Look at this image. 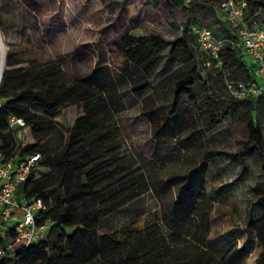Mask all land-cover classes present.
<instances>
[{
	"label": "trees",
	"instance_id": "obj_1",
	"mask_svg": "<svg viewBox=\"0 0 264 264\" xmlns=\"http://www.w3.org/2000/svg\"><path fill=\"white\" fill-rule=\"evenodd\" d=\"M165 1L172 5L182 0ZM185 2L186 9L193 4V1ZM247 15L253 25L264 20V1L248 0ZM216 16L223 34L232 35L219 11ZM190 26L187 23L180 26L182 35L172 41L167 55L191 67L173 85V110L184 98L194 99L196 57L219 71L240 69L243 75L235 76L236 82L253 79L248 62L235 48L226 47L220 53L221 64L194 42L199 50L195 55L186 40L190 36L194 41L187 33ZM13 27L0 85L1 150L8 157L40 153L41 159L19 191L28 197L43 199L46 209L39 220L52 221L47 236L56 229L60 233L50 244L47 237L31 241L25 248L23 243L13 242L12 248L0 257V264H237L242 260L245 251L235 244L227 245L220 254L209 248L214 200L204 189V174L208 162L216 157L229 158L244 169L247 154L254 147L264 156V133L252 117L253 103L258 97L237 101L247 103L249 113L246 138L240 141L238 149L204 151L198 167L200 178L194 177L193 169L184 182L176 183V196L163 219L157 217L142 229L126 227L121 231L122 238L116 239L99 231L104 216L129 205L156 186L123 154L118 110L109 100L101 78L97 75L73 77L60 62L45 56L35 29L5 26L11 30ZM124 42L119 49L121 62L135 66L145 78L166 57L161 53L166 40L158 34L139 39L128 36ZM204 53H208V60L203 58ZM133 90L138 94L137 88ZM201 104L208 106L209 97ZM69 108H74L75 115L70 122L63 123L58 117ZM10 115L22 118L26 124L24 140L17 149L13 147L8 128ZM220 119H213V125ZM43 169L47 171L41 175ZM38 170L41 171L37 173ZM251 191L252 210H258L260 215L256 220L249 216L246 228L254 232L262 247L256 261L264 263V180L256 183ZM143 212L140 210L135 218ZM66 229L71 230L66 233ZM11 237L12 234L5 239L0 237V245Z\"/></svg>",
	"mask_w": 264,
	"mask_h": 264
},
{
	"label": "rangeland",
	"instance_id": "obj_2",
	"mask_svg": "<svg viewBox=\"0 0 264 264\" xmlns=\"http://www.w3.org/2000/svg\"><path fill=\"white\" fill-rule=\"evenodd\" d=\"M190 1L193 4L186 9L183 0L172 5L165 0H0V39L5 51L10 48L8 41L14 32V27L11 30L6 25L35 29L45 56L60 62L70 75L77 79L100 77L118 110L123 154L156 186L104 216L99 231L116 239L122 238L121 231L126 227L142 229L157 217L163 219L176 196V183L184 182L193 169L194 177L200 178L198 167L204 151H235L246 138L248 104L237 102L239 99L227 86L236 83L235 76L242 77L240 69L219 71L196 57L194 99L186 97L176 110L172 109L173 85L191 68L167 56L172 41L182 35L180 26L198 24L223 34L216 16L218 0ZM152 33L166 40L161 50L166 57L145 78L138 68L121 62L119 49L128 36L139 39ZM186 40L197 55L193 39L188 36ZM203 58L208 60V53ZM206 97L210 104L203 107L201 101ZM253 106L252 117L264 133V97H258ZM74 115V108H69L58 119L68 123ZM217 117L221 119L213 125ZM223 159L215 158L210 172L204 174L215 201L209 248L220 254L227 245L235 244L245 251L237 264H264L256 261L262 247L254 232L246 228L249 216L256 220L260 215L258 210H252L251 184L264 178V173L253 164L249 176L246 167L232 174ZM46 171L43 169L41 175ZM241 184L246 188L242 189ZM140 210L143 214L135 218ZM58 233L56 229L47 236L49 244Z\"/></svg>",
	"mask_w": 264,
	"mask_h": 264
},
{
	"label": "built area",
	"instance_id": "obj_3",
	"mask_svg": "<svg viewBox=\"0 0 264 264\" xmlns=\"http://www.w3.org/2000/svg\"><path fill=\"white\" fill-rule=\"evenodd\" d=\"M190 2V0H185ZM248 0H220L219 13L232 30V35L220 34L209 27L191 25L187 33L201 49L219 58L226 47L235 48L246 59L253 74V79L229 83L228 89L237 99L257 98L264 95V20L250 24L247 15ZM183 28L181 27V31ZM4 45L0 39V85L4 67ZM2 99L0 98V106ZM8 128L14 140V149L19 148L25 136V121L13 115L7 118ZM41 159L40 153L22 156H6L0 145V237L9 234L12 237L0 245V257L12 248L13 242L23 243L25 248L31 241L44 240L52 221H40L42 211L46 209L40 197H28L19 191L32 169Z\"/></svg>",
	"mask_w": 264,
	"mask_h": 264
},
{
	"label": "crops",
	"instance_id": "obj_4",
	"mask_svg": "<svg viewBox=\"0 0 264 264\" xmlns=\"http://www.w3.org/2000/svg\"><path fill=\"white\" fill-rule=\"evenodd\" d=\"M217 158V157H216ZM224 161L226 162L225 164L229 167V169L231 170L230 173H234L236 170L239 169V164L236 161H230L228 158L223 157ZM215 158H213L212 160H210L208 162L207 165V170L206 173L208 174V172H210V168H211V162L214 160ZM253 164H256L258 170L260 171V173L262 174V171H264V156H262L261 152L259 151L258 148L254 147L253 149L250 150V152L247 154L246 157V173L249 176V169H251V167L253 166ZM246 174V175H247ZM207 180V177H205ZM264 180V178H261L260 180H257L256 182L252 183L251 186L253 187L256 183L260 182ZM207 184L208 182L205 181L204 182V189L206 190V192L210 195V191L207 188ZM241 188L244 189L246 188V185L241 184ZM214 200V199H213ZM215 203V201H213ZM214 208V207H213ZM213 211V210H212ZM212 214V212H211ZM212 233V216H210V232H209V236L208 239H211V234Z\"/></svg>",
	"mask_w": 264,
	"mask_h": 264
},
{
	"label": "bare ground",
	"instance_id": "obj_5",
	"mask_svg": "<svg viewBox=\"0 0 264 264\" xmlns=\"http://www.w3.org/2000/svg\"><path fill=\"white\" fill-rule=\"evenodd\" d=\"M3 48V47H2ZM3 49H5V48H3ZM5 53H6V51L4 50V53H3V58H2V60H1V66L2 67H4V64H5Z\"/></svg>",
	"mask_w": 264,
	"mask_h": 264
}]
</instances>
